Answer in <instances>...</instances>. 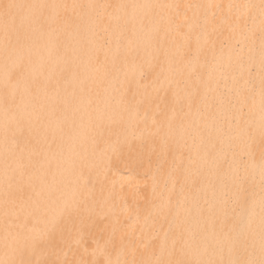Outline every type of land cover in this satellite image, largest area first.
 Instances as JSON below:
<instances>
[{
	"label": "bare ground",
	"instance_id": "obj_1",
	"mask_svg": "<svg viewBox=\"0 0 264 264\" xmlns=\"http://www.w3.org/2000/svg\"><path fill=\"white\" fill-rule=\"evenodd\" d=\"M0 264H264V0H0Z\"/></svg>",
	"mask_w": 264,
	"mask_h": 264
}]
</instances>
